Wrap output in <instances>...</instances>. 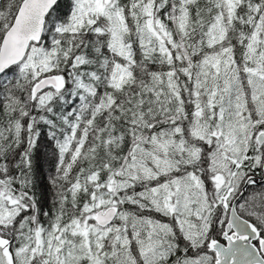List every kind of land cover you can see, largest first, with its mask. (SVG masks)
<instances>
[{"label":"snow or ice","instance_id":"snow-or-ice-1","mask_svg":"<svg viewBox=\"0 0 264 264\" xmlns=\"http://www.w3.org/2000/svg\"><path fill=\"white\" fill-rule=\"evenodd\" d=\"M256 170L264 0L0 7V264H264V188L242 192Z\"/></svg>","mask_w":264,"mask_h":264},{"label":"trees","instance_id":"trees-1","mask_svg":"<svg viewBox=\"0 0 264 264\" xmlns=\"http://www.w3.org/2000/svg\"><path fill=\"white\" fill-rule=\"evenodd\" d=\"M7 0H0V7H2ZM39 131V136L36 142V148L33 150L32 162H33V179L34 186L32 189L35 195L38 205L41 206L42 210L49 211L52 208L54 201L55 189L50 184V177L55 175V165L58 158V148L56 142L49 135V127L40 122L37 125ZM59 136V133H57ZM42 154V159L40 162H36L35 153L38 152ZM45 168V169H44ZM259 170L255 171L254 176H261ZM264 188V183L259 185H250L247 187L245 192V198L254 192H259ZM42 220L47 218L41 217Z\"/></svg>","mask_w":264,"mask_h":264},{"label":"water","instance_id":"water-1","mask_svg":"<svg viewBox=\"0 0 264 264\" xmlns=\"http://www.w3.org/2000/svg\"><path fill=\"white\" fill-rule=\"evenodd\" d=\"M254 179L256 181V183L254 185L262 184V183H264V174H262V178L254 176ZM248 186H250V185H245L244 188L242 189V192H243L244 195H245V192H246V189H247Z\"/></svg>","mask_w":264,"mask_h":264},{"label":"rangeland","instance_id":"rangeland-1","mask_svg":"<svg viewBox=\"0 0 264 264\" xmlns=\"http://www.w3.org/2000/svg\"><path fill=\"white\" fill-rule=\"evenodd\" d=\"M41 156H42V154H40L39 151L35 153V160H36V162H40V158L42 159Z\"/></svg>","mask_w":264,"mask_h":264},{"label":"flooded vegetation","instance_id":"flooded-vegetation-1","mask_svg":"<svg viewBox=\"0 0 264 264\" xmlns=\"http://www.w3.org/2000/svg\"><path fill=\"white\" fill-rule=\"evenodd\" d=\"M259 178H262V175L261 176H258Z\"/></svg>","mask_w":264,"mask_h":264}]
</instances>
